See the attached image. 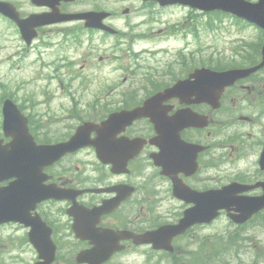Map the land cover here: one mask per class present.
I'll list each match as a JSON object with an SVG mask.
<instances>
[{
	"label": "flooded vegetation",
	"instance_id": "flooded-vegetation-1",
	"mask_svg": "<svg viewBox=\"0 0 264 264\" xmlns=\"http://www.w3.org/2000/svg\"><path fill=\"white\" fill-rule=\"evenodd\" d=\"M9 1L13 3L19 17L22 19L32 14H42L53 11L51 6L44 3L43 5H36L32 3L31 0L27 1L26 5L19 4L17 0ZM140 1L142 4L148 6H154L155 4V2L151 0ZM53 7L57 8L61 14L102 11L105 10V0H61L55 3ZM160 9L161 8L158 6L156 12H160ZM111 16L113 15L111 14L110 18ZM11 22L14 23L13 21ZM103 22L106 23L107 20ZM34 31L36 37L33 44L37 43L38 46L56 45L52 40L54 38L53 34L65 35V39H68L70 43L72 40L74 41L75 36H77L75 40L81 43L82 38L78 37L79 35H83L85 41H89L92 34L95 36L102 35V39L105 37V32L86 27L85 20L83 19L38 26ZM98 39H100V37ZM88 55L87 52L81 54L83 62H85V57ZM182 72L183 69L181 68L178 75ZM185 73L184 71L183 75ZM174 75L176 76V74L169 73L166 75V78L150 76L145 83L146 86H139L137 89L142 91L146 90V94L149 96L153 95V93L155 94L165 89L169 83L164 81L170 82L174 80L176 78ZM125 79L126 78H124V80ZM262 86L259 85L255 79L249 77L236 82L232 87L226 89L221 98L222 105L218 109H213L205 103L192 105V110L206 115L208 119V126L203 129L185 127L180 131H176L180 119L175 121L174 116L178 110H183V105H181L180 101L177 99L180 92H175L173 97L162 101L159 107L153 106V113H159V117L166 118L170 121V127L173 129L172 135L175 137L177 144V147L173 151L175 155L169 156L165 160L163 168L155 164L154 156L159 152V148L152 144L146 145L139 156H137L134 161L128 163L127 173L119 175L113 174L108 167V170L100 171L97 175H87L84 177L82 174L81 176L74 174V177H69L64 170L57 168L56 165L47 167L46 172L49 176L46 182L47 184L48 182H55L66 189L79 188L89 190L100 188L104 190L102 192L87 191L86 193L76 196L73 200L46 199V201H41L36 205V213L50 228L52 241L56 245V256L53 264H59V260L63 261L62 264H67L70 260L72 263L78 251L87 250L91 247L89 239H77L72 230L73 217L69 216L68 211L75 202L91 210L115 197L116 188L118 186H130L131 188L128 192H123L125 193V198L118 205V208H108L107 212L100 216H98L97 212H88L85 214V221L89 226L93 220L99 217L98 227H105L115 231L129 230L134 233H139L164 224L163 220L165 222L174 221L178 212L188 207L184 201L179 200L173 195L174 188L180 186L181 183L186 184L194 190L202 191L217 186L219 183L218 177L223 181H230L231 178L237 174L234 180L250 182L264 179V170H260L256 167V170L249 173L245 169V164L243 167L239 165V162H245L248 155L258 152L260 144L262 145L264 142V122L259 124L256 121V115L261 114L264 110H248L250 108H255L253 106L254 100L256 106L257 96L261 94ZM245 90H247L248 93H246ZM235 100H238V104H236ZM227 102H232L233 105L230 107L224 106ZM159 110L161 111L159 112ZM156 114H151L148 120L141 119L136 121L132 127L128 129L130 130V134L135 137L140 136L147 139L157 136L154 123ZM225 124H233L234 135L236 136V138H233V140L227 143L226 147L229 148L228 151L233 150L235 145L245 148L237 149L234 156L229 152L220 156L219 152H217L218 142L210 140L206 144V150L202 154H199L200 170H203L204 173H193L189 178H184L182 181L172 180V178L177 179L179 176L181 177V173L185 167V163L182 161V145L184 143L181 141L202 143L203 130H207L210 127L217 128L219 125ZM244 128L250 129V131H245ZM213 134L217 135V131H209L205 140L213 138ZM79 153L80 152L70 156L76 158ZM142 156L144 157L142 158ZM162 169L165 173H161ZM140 176L147 179L143 186H141V183L138 181ZM162 184L164 186H162ZM162 206L163 208H171L173 213L171 212L172 216L170 219H162L161 215H154L156 209L162 208ZM144 209L148 212L140 216L139 211H143ZM3 227L18 228L23 231V245L29 248L30 251H27L29 254L33 251V262H35L37 258L36 252L30 246H27V228L25 229L23 226L12 224L0 226V228ZM178 238L179 237H175L173 239V249L171 251H164V258L173 259V264H178L182 256L181 249L179 247L175 249V243ZM123 244L125 245V250L114 253L103 264H124L121 255L125 252H134L136 247L132 245L131 241L124 242Z\"/></svg>",
	"mask_w": 264,
	"mask_h": 264
},
{
	"label": "rangeland",
	"instance_id": "rangeland-1",
	"mask_svg": "<svg viewBox=\"0 0 264 264\" xmlns=\"http://www.w3.org/2000/svg\"><path fill=\"white\" fill-rule=\"evenodd\" d=\"M135 4H138L136 1H133ZM125 6H131L130 2H121L115 0H107L106 7L112 8L116 10L119 14H121V10ZM187 14L186 11L184 13ZM120 17V16H119ZM182 17V13H177L174 15L173 18L170 19L168 14H165L163 19H170L172 21L180 20ZM123 18L120 17L114 24H122ZM141 18L133 17L131 19L132 22H138ZM205 19L202 18L200 21H204ZM197 19L192 22V26L196 28ZM200 32L202 33V45L201 47L206 48V50H202L198 48L199 53L196 55V63L201 62H208L213 61L215 63L216 60H220L224 64H241L244 60L241 57L242 48L246 44L249 43H256L259 40V32L253 27L243 26L241 24H234L231 25L228 29L219 28L213 32H209L205 26L200 27ZM125 30H127L125 28ZM137 32L142 33L144 36H149L148 27L143 24L140 27H137ZM136 32V31H135ZM196 32L200 33L199 31ZM131 34V33H130ZM133 35V34H131ZM12 37V38H10ZM15 39V40H14ZM17 36L15 34L14 29H11V26L7 24V22L0 20V46L7 45L8 47L16 44L18 47L21 45L20 41H16ZM245 40V41H241ZM138 44L133 46V49L138 50L140 48H155V50H159V45L152 47L154 44H148L141 42L139 40ZM113 41H107L106 45L102 47V49L97 53V55H103L105 57V61L101 64L103 71L97 72V76L99 80L89 82V83H80L78 81H70L71 73L66 69H60V75L53 79V80H39V85H27L21 95L17 96V103L23 108V110H35L33 113L36 116H49L50 114L46 110H57V112H61L62 110H105L107 108H114L117 106V103L122 100L121 94L117 93L122 88L123 85L121 84L122 76H123V69L121 67L125 66H132L134 62L130 59L129 55L125 53V49H121L119 51H115L112 48ZM198 47L199 45L195 41L193 48ZM182 46V44H181ZM212 46V47H211ZM210 47V48H208ZM254 47V45H252ZM125 48V47H121ZM129 47H126L128 50ZM242 49V50H241ZM241 50V51H240ZM240 51V52H238ZM9 52V51H8ZM5 51L0 50V66H5L8 63L7 54ZM201 52V53H200ZM238 52V54H237ZM252 50L249 48H245L244 54L251 53ZM211 53L216 56H209ZM59 55H64L66 57H70L69 51L66 49H55L50 51L48 55L44 58L47 61H54L55 65L61 64L58 59ZM158 59H164L165 56H162V53L156 54ZM167 59V58H166ZM96 59L91 58L90 64L92 65ZM191 60V58L189 59ZM154 67L162 70L161 72L165 71V68L162 65H159L157 62H152ZM80 63L78 62V65ZM37 70H39L37 68ZM50 71V68L47 72ZM7 69L5 67L0 69V94L6 89H15V84L26 77H30L31 68L25 67L20 68L13 64L12 65V75L9 78L13 79L12 83L7 82L6 78ZM46 72V71H45ZM261 78H264V70L261 72ZM17 80V82H16ZM127 80L124 83H127ZM264 84V82H263ZM116 87L115 89L106 90L108 87ZM73 88H77L76 91H73ZM104 88V89H103ZM98 96H104L103 99L99 100ZM19 97V99H18ZM139 98V97H136ZM129 99V98H128ZM97 101V102H96ZM1 108V103H0ZM74 112V111H73ZM59 125L61 126H71V120H63L59 119ZM54 128L59 130L62 134H67L69 129H60L58 125H55ZM0 129H1V113H0ZM163 209L162 212H164ZM223 224L218 222L215 226L206 228L202 232H198V234H210L215 228H221ZM2 235H0V257L5 260V262L10 263L13 257L16 255L15 253L21 252L20 247V236L22 231L14 232L11 235L9 234V230L1 231ZM258 231L256 234H259ZM191 240V239H190ZM183 241H180L178 245L180 249H182ZM254 245V243L252 244ZM256 245H261V243L256 242ZM238 251H242V253L250 252V256L248 259L252 257H257L258 251L248 249L245 244H242L237 248ZM29 248L25 247L23 253L19 261H16V264H27L31 260V255L29 254ZM182 251V250H181ZM26 252V253H25ZM25 253V255H24ZM151 252L147 251V249H141L139 252L134 254H125L122 256V262L124 264H151L147 263V259L153 260V256ZM160 255H157L158 261H160ZM184 263L186 264V260L184 259Z\"/></svg>",
	"mask_w": 264,
	"mask_h": 264
},
{
	"label": "water",
	"instance_id": "water-1",
	"mask_svg": "<svg viewBox=\"0 0 264 264\" xmlns=\"http://www.w3.org/2000/svg\"><path fill=\"white\" fill-rule=\"evenodd\" d=\"M185 1L188 3H195L196 2V0H185ZM199 1H201L200 4L203 5V8H205V9L218 8V9H222L224 11L236 12L240 15L245 16L247 19L254 21V22H256L259 25L264 27V0H260V2L258 4H249V3H245L241 0H199ZM263 65H264V45L262 47V62L258 66L251 68V69H246V70H231L229 72L220 73L217 75L224 76V78L222 80L224 82L227 80L232 81L236 77L245 76L248 73L256 70L257 68H259ZM9 110H15V107L11 103L6 102L4 104V107H3V112H4V117H5V126L8 125L10 127L14 123V119H13L14 113L12 114V117H11V114H10L11 111H9ZM22 129H24V130L22 131ZM22 129L20 130V132L16 131V133H20L19 134L20 140H18V142H23L24 140L27 139V141L31 143V140L26 133V128H25L24 122L22 124ZM68 146L72 147L71 144H69ZM29 147L33 149L32 152L35 154V152L37 150L36 147H34L33 144H30ZM50 149L52 150L53 154H55L56 156L60 155L63 152L68 150V148H66V146L52 147ZM71 149H74V148H71ZM42 150H43V153L45 154L46 151L43 148H42ZM48 152L49 151H47V153ZM57 157H54V159H56ZM36 170H37V167L34 164H31L26 168V171L29 173L36 172ZM23 190H24L23 188H21V189L14 188V189L10 190L8 193H5L2 196V198H0V202H5L3 204V207L5 206V209L2 207V205L0 203V216H3V215L5 216V218H3L2 220H9V219L19 220V217L8 216L12 210L9 207V203H11L10 201L16 200L20 196L21 197L24 196L25 191H23ZM1 195H0V197H1ZM3 197H6V199ZM253 204L255 206L264 205V197H261L260 199L254 201ZM2 220L0 222H2ZM129 236H131V234L122 233L123 238L124 237L129 238ZM132 238H133L135 243H142V242L152 241L153 236H152V234L136 235V236L132 235ZM98 243H101V248L99 249L101 251L109 252L113 249L111 244L108 245L107 243L97 241L96 245ZM80 257H81V255H80ZM105 259H106V257H99L96 260L95 264H99L102 261H104ZM78 260L81 261V259H79V258H78Z\"/></svg>",
	"mask_w": 264,
	"mask_h": 264
},
{
	"label": "bare ground",
	"instance_id": "bare-ground-1",
	"mask_svg": "<svg viewBox=\"0 0 264 264\" xmlns=\"http://www.w3.org/2000/svg\"><path fill=\"white\" fill-rule=\"evenodd\" d=\"M256 174V173H255Z\"/></svg>",
	"mask_w": 264,
	"mask_h": 264
}]
</instances>
